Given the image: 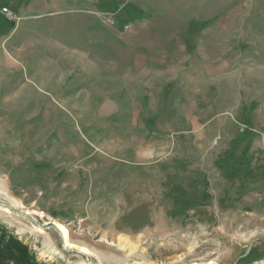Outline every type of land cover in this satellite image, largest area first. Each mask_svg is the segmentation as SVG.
<instances>
[{"label": "rangeland", "instance_id": "1", "mask_svg": "<svg viewBox=\"0 0 264 264\" xmlns=\"http://www.w3.org/2000/svg\"><path fill=\"white\" fill-rule=\"evenodd\" d=\"M101 4L95 25H82L107 37L96 80L81 65L78 80L58 82L62 65L40 40H26L24 26L2 39L12 28L0 12V226L42 264H264V176L240 179L225 167L259 143L249 138L238 156L231 115L241 82L264 88V0ZM104 15L131 26H109ZM137 26L191 44L186 102L180 88L121 79V60L134 52H121L115 34Z\"/></svg>", "mask_w": 264, "mask_h": 264}, {"label": "crops", "instance_id": "2", "mask_svg": "<svg viewBox=\"0 0 264 264\" xmlns=\"http://www.w3.org/2000/svg\"><path fill=\"white\" fill-rule=\"evenodd\" d=\"M0 3L13 9L20 18L16 23L7 21L12 29L10 28L2 39L11 40L22 25L26 40H40L41 47L47 49L50 61L56 60L62 67L66 65L65 69H56L54 79L58 82L67 79L78 80L74 74L81 65L86 66L84 72L90 74L88 78L97 79L98 45L107 44V37L104 42L98 41L102 40L103 34L96 31L82 32V25L89 26L91 22L95 25L98 9L107 6L102 5L101 0H0ZM119 14L121 17L128 15L123 8L119 9ZM124 18L122 22L129 23ZM137 23L141 25L147 22L138 20ZM115 27L122 29L120 24ZM137 29L139 30L135 32L115 34L122 40L121 52H134L132 59L121 60V79L127 80L131 74H136L143 87L180 88L182 102H186L187 97L192 95L189 86L193 79V67L190 56L192 46L187 42L185 35H179L177 32H148L143 30V26H137ZM106 35L112 37L111 33L104 34ZM111 37L108 40H111ZM104 61L106 64L107 58ZM110 63L112 67L111 59ZM105 68V73L110 71L107 66ZM200 77L205 83L201 94L207 103L211 94L209 79L213 78L209 74L207 59ZM150 80L157 83H148ZM233 98L235 105L231 115L232 131L240 141L233 149L234 152H238L239 156L250 151L246 141L254 136L258 138L259 143L253 145L252 156L248 157V160H231L224 166L227 169H236L232 174L236 178H251L257 174L264 176V152L258 134L259 129L264 126V88L253 89L249 82H241L238 90L234 89ZM181 118L193 119L190 116H181L179 119Z\"/></svg>", "mask_w": 264, "mask_h": 264}, {"label": "trees", "instance_id": "3", "mask_svg": "<svg viewBox=\"0 0 264 264\" xmlns=\"http://www.w3.org/2000/svg\"><path fill=\"white\" fill-rule=\"evenodd\" d=\"M0 264H42L21 240L0 226Z\"/></svg>", "mask_w": 264, "mask_h": 264}, {"label": "built area", "instance_id": "4", "mask_svg": "<svg viewBox=\"0 0 264 264\" xmlns=\"http://www.w3.org/2000/svg\"><path fill=\"white\" fill-rule=\"evenodd\" d=\"M0 12L3 18L9 22L16 23L20 19L18 14L13 9L9 8L8 6H2L0 9ZM103 22L109 26H115V25L120 24L123 30H129L131 26L129 23L119 22L116 16H112V15H104ZM258 134H259V139L261 142V147L264 152V126H262L259 129Z\"/></svg>", "mask_w": 264, "mask_h": 264}, {"label": "bare ground", "instance_id": "5", "mask_svg": "<svg viewBox=\"0 0 264 264\" xmlns=\"http://www.w3.org/2000/svg\"><path fill=\"white\" fill-rule=\"evenodd\" d=\"M4 209L8 210L7 208H4ZM27 212H28V211H27ZM40 214H42V212H41ZM41 216H42V215H41ZM56 225H57V227H58V229H59V232H60L61 237H62L63 240H64L65 245H67L68 247H74L75 244H73V243L70 241V239H69V231H68V229L66 228V226H64L63 224L58 223V222L56 223ZM79 250H80L81 252L89 253V250H88L86 247H84V246H80V247H79Z\"/></svg>", "mask_w": 264, "mask_h": 264}, {"label": "water", "instance_id": "6", "mask_svg": "<svg viewBox=\"0 0 264 264\" xmlns=\"http://www.w3.org/2000/svg\"><path fill=\"white\" fill-rule=\"evenodd\" d=\"M84 253V252H83Z\"/></svg>", "mask_w": 264, "mask_h": 264}]
</instances>
